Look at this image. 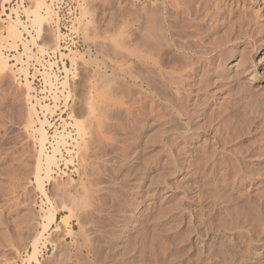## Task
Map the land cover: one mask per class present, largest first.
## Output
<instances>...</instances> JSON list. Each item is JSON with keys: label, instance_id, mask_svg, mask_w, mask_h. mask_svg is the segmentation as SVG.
<instances>
[{"label": "rangeland", "instance_id": "374dc122", "mask_svg": "<svg viewBox=\"0 0 264 264\" xmlns=\"http://www.w3.org/2000/svg\"><path fill=\"white\" fill-rule=\"evenodd\" d=\"M14 1L0 0V264H264V0H227L179 37L199 54L172 50L169 78L163 0Z\"/></svg>", "mask_w": 264, "mask_h": 264}, {"label": "bare ground", "instance_id": "6f19581e", "mask_svg": "<svg viewBox=\"0 0 264 264\" xmlns=\"http://www.w3.org/2000/svg\"><path fill=\"white\" fill-rule=\"evenodd\" d=\"M227 0H174V2L172 3H169V0H163V11H164V15H163V23H164V45H163V48H162V51L160 52V55H159V62L161 64V67L163 68V71H162V74L164 75L165 78H169V74L170 76L174 73L175 74V64L174 66H171L170 70L167 68L169 66L168 64V60L167 58L169 57V53H171L172 50H175L177 49V51L180 53L181 52H184L186 55V57H188V54L192 53L191 57L196 55V54H199V51H197V49H193L194 46L191 45V42L192 40L189 41V44L186 40V45H182L181 43V40L179 37L181 36H189L190 34H195L196 31H199L201 30V28L209 25V21L210 20H215V19H219L222 17V13H225V9L226 8V3ZM229 1V0H228ZM171 2V1H170ZM233 2H238V0H233ZM172 5L176 6L175 8L176 11V16L175 13L171 14V12H174V10L172 11ZM231 5V4H230ZM225 6V7H224ZM160 9V8H159ZM231 10V9H230ZM234 11H232L233 13ZM232 13H228V19L231 18V15ZM234 15V13H233ZM238 15V14H237ZM161 16V15H160ZM224 16V15H223ZM39 13H35V19L39 20ZM159 17V15H158ZM157 17V18H158ZM156 18V17H155ZM224 18V17H223ZM196 19H200L198 21H196ZM227 19V20H228ZM251 19V18H250ZM18 21V20H17ZM154 21V19H153ZM249 21V19H248ZM21 22V21H20ZM156 22V21H155ZM231 22V21H230ZM151 23V22H150ZM160 23V22H158ZM232 23V22H231ZM234 23V22H233ZM40 25V23H38ZM157 23H155L156 25ZM251 24V23H250ZM21 25H22V22H21ZM211 25V24H210ZM209 25V26H210ZM235 25V24H234ZM208 26V27H209ZM216 26V25H215ZM229 26V25H228ZM232 26V24L230 25ZM25 27V26H24ZM153 27V26H152ZM207 27V28H208ZM212 27V26H211ZM248 27V26H246ZM159 28V27H158ZM155 28H153L154 30ZM237 29V28H236ZM157 31V30H156ZM206 31V30H205ZM13 34L15 36H19L20 35V32L18 30L17 27H13V30H12ZM158 32V31H157ZM160 32V31H159ZM163 33V32H162ZM158 34V33H157ZM239 35V34H238ZM162 36V35H161ZM237 36V35H236ZM239 37V36H238ZM163 38V37H162ZM156 39V38H155ZM161 39V38H160ZM158 40V39H157ZM162 42V40H160ZM194 41V40H193ZM162 43V44H163ZM155 44V43H154ZM150 45V44H149ZM160 45V44H159ZM153 47V46H152ZM159 48V47H157ZM161 48V47H160ZM153 49V48H152ZM222 51V50H221ZM159 52V51H158ZM204 52V51H203ZM155 53V52H154ZM207 53V52H206ZM173 54V52H172ZM178 54V53H177ZM220 54V53H219ZM176 55V54H175ZM175 55H173L172 57H174ZM182 55V54H181ZM178 56L180 57V55H177V58ZM197 56V55H196ZM218 56V55H217ZM142 58V56H140ZM176 57V56H175ZM190 57V56H189ZM219 57V56H218ZM221 57V56H220ZM146 58V57H145ZM149 58V57H148ZM151 58V57H150ZM175 59V58H174ZM181 59V58H180ZM171 60V58L169 59ZM173 60V59H172ZM241 60V59H239ZM153 61V60H152ZM156 61V59H155ZM180 61V60H179ZM216 60H214L215 62ZM222 61L223 63V60H220ZM225 61V60H224ZM246 61V60H245ZM244 59L242 58V61H241V66H244L246 63H245ZM5 62V61H4ZM172 62V61H171ZM174 62V61H173ZM221 63V62H220ZM184 64V62L182 63ZM180 64V65H182ZM204 64V63H203ZM214 64V63H213ZM224 64V63H223ZM231 64V63H230ZM228 66V64L226 65L227 67L231 68L232 65ZM190 65V64H189ZM178 66V65H177ZM161 68V69H162ZM181 68V67H180ZM193 68V67H192ZM207 68V67H206ZM255 69L259 68L258 65H255L254 67ZM179 69V68H178ZM197 69V68H196ZM245 69L247 70H244L243 71L241 70L240 73H245L243 74L244 77H247V75H249L250 73H252V79H257L259 76H262L263 77V73L260 72H251L252 70H248V68L246 67ZM201 70V69H200ZM204 70V69H203ZM193 71V70H192ZM190 72V71H189ZM209 72V71H208ZM224 73V72H223ZM187 74V72H186ZM191 74H196V71H193L191 73H189L188 75L190 76ZM203 74V73H202ZM227 74V73H226ZM182 75V74H181ZM184 76V75H183ZM188 76V77H189ZM221 76V75H220ZM225 76V74L223 75ZM239 73L237 75V80L238 78L241 76H239ZM193 77V76H192ZM208 77V76H207ZM206 77V78H207ZM222 77V76H221ZM235 77V76H234ZM233 77V79H234ZM223 78V77H222ZM172 79V78H171ZM179 79V78H178ZM177 79V80H178ZM226 79V78H225ZM259 79V78H258ZM263 79V78H262ZM177 80H176V83H177ZM185 80V78H184ZM171 81V80H170ZM221 81V80H220ZM242 81V80H241ZM175 82V81H174ZM214 82V81H213ZM175 83V84H176ZM195 83V82H194ZM210 83V82H209ZM252 83V81L250 82ZM165 84V83H164ZM185 84V83H184ZM211 84V83H210ZM213 84V83H212ZM221 84V83H220ZM196 85V84H195ZM209 85V84H208ZM167 86V85H166ZM171 89V88H170ZM199 90V89H198ZM200 97V96H199ZM180 106V105H179ZM195 113V112H193ZM187 114V113H186ZM189 116V121H190V118L191 116ZM186 117V116H185ZM195 128V127H194ZM186 129V128H185ZM40 143H41V152L44 151L45 149V141L47 140V133H46V130L42 127L40 128ZM50 157V156H49ZM53 157V155H52ZM40 171H42V167H41V164L38 165V175L37 177H39V174H40ZM41 177V176H40ZM39 177V178H40ZM38 178V179H39ZM40 180V179H39ZM42 181V178L40 180V182ZM39 182V183H40ZM40 186L42 187V182L40 184ZM50 215L48 216L49 220H47V222H45V227L49 226V224L51 222L54 221V218H55V214L53 212H50L49 213ZM47 223V225H46Z\"/></svg>", "mask_w": 264, "mask_h": 264}, {"label": "built area", "instance_id": "2783aa9c", "mask_svg": "<svg viewBox=\"0 0 264 264\" xmlns=\"http://www.w3.org/2000/svg\"><path fill=\"white\" fill-rule=\"evenodd\" d=\"M12 5H13V6H14V5H16V6H20V5L18 4V0H15V1L13 2ZM13 6H12V7H7V8L5 9L4 14H5V16H6V19H8V20L13 19V15H15V17H16V13H14V12L12 11ZM23 23H24V24H23ZM22 25L25 26V28H26V36H25L24 38L27 40L28 37H31V35H32V30L30 29V26L26 23V21H23V20H22ZM43 67L46 68V62H41V61H40V62L38 63V65H36V66L33 67V69H34V70H38L39 73H41L40 70H43L42 72H46V69L44 70Z\"/></svg>", "mask_w": 264, "mask_h": 264}]
</instances>
